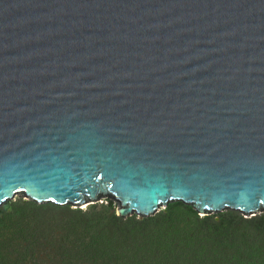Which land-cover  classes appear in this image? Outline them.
I'll use <instances>...</instances> for the list:
<instances>
[{
    "label": "water",
    "instance_id": "obj_1",
    "mask_svg": "<svg viewBox=\"0 0 264 264\" xmlns=\"http://www.w3.org/2000/svg\"><path fill=\"white\" fill-rule=\"evenodd\" d=\"M13 200L263 215L264 0H0Z\"/></svg>",
    "mask_w": 264,
    "mask_h": 264
},
{
    "label": "rangeland",
    "instance_id": "obj_2",
    "mask_svg": "<svg viewBox=\"0 0 264 264\" xmlns=\"http://www.w3.org/2000/svg\"><path fill=\"white\" fill-rule=\"evenodd\" d=\"M106 207H111L109 212L115 213L117 205L111 201L87 205V210L74 212V207L54 210V205H50L36 208L21 200H13L9 203V210L0 216V243L13 231L26 235L30 247H33L31 250L35 252L31 264H123L118 259L122 251L118 234L110 235L104 230L102 224L105 225V221L98 230L91 227L97 221L96 218L104 216ZM161 214L165 216L160 218ZM221 215L223 218L220 223L232 221L239 224L235 225L239 230L238 240L217 243L204 239L198 230L207 227L211 231L216 228L214 224L219 221V217H208L205 221V217L194 216L189 206L170 205L158 213L156 221H147L148 230L156 233L150 234V238L144 230L138 229L141 224L136 226L138 230L134 236L124 234L128 244L137 242L141 248L131 251L143 257L135 259L134 264H187L190 259L193 264H222L224 258L228 264H238V249L242 247L244 250H241L246 251L254 247L249 224L231 218L229 214ZM134 221L139 223L142 220ZM97 237L100 240L94 242ZM62 248L71 252H65L67 256L61 259ZM96 250L103 253L98 254ZM183 256L189 258L184 257L185 261ZM68 257L72 259L68 260ZM87 257L91 260H86Z\"/></svg>",
    "mask_w": 264,
    "mask_h": 264
},
{
    "label": "trees",
    "instance_id": "obj_3",
    "mask_svg": "<svg viewBox=\"0 0 264 264\" xmlns=\"http://www.w3.org/2000/svg\"><path fill=\"white\" fill-rule=\"evenodd\" d=\"M110 208L111 207H106V211L104 212V216L99 218H96V222L91 226L92 228H95V230L100 229V225L102 224L103 221H105V225L102 224V228L106 231L109 232L111 235L118 234L120 238L119 242V248L121 251V255L118 256V259H121L123 264H134V260L138 258H143L139 257L137 254L131 253L133 249H140L138 247L137 242H130L129 244L127 243V240L124 236V234H127L129 236H134V232L136 230H144L146 234H148V237L150 238V234L154 235L156 234L153 231H149L148 227H146L147 221L149 219H142V221L135 222L133 219L129 218L126 220L118 218L115 213H110ZM189 210L195 213L190 207ZM167 215V213H165ZM165 214H161L160 218H163ZM228 214L231 218H237L239 221H243L249 224L248 230L251 231L252 233V239L254 247H251L250 250L242 251V247L238 249V259L237 258V263L238 264H264V214L257 217L253 218H248V219H243L239 214L236 212L228 211ZM205 217V221H207L209 218L207 216ZM95 218V217H94ZM94 218L91 219V222L94 221ZM223 216L219 215V221L214 224L217 226L216 228H213L211 231L207 227L199 229V233L204 239L207 240H213L212 242H217L220 243H227V242H234L238 240V235H239V230L238 228H235V225H239L236 222H221L220 219H222ZM1 220V219H0ZM1 223V221H0ZM141 224V228H136L137 225ZM202 231V233H201ZM115 233V234H114ZM100 240L99 237L96 238L94 242H98ZM123 241V243H122ZM93 242V243H94ZM92 244V242L90 243ZM71 247H74L73 245H70ZM69 246V247H70ZM104 248L103 246H100ZM99 248V247H96ZM33 247H30V244L28 243L26 235L20 233V232H15L13 231L11 235L3 240L0 243V264H31L30 262L33 259V256L35 255V252L32 251ZM91 249V248H90ZM100 249V248H99ZM225 249V248H224ZM68 249L62 248L61 249V259L63 256H67L66 253H70L71 251H67ZM244 250V249H243ZM66 252V253H65ZM98 254H102L103 252L96 250ZM145 252V250H144ZM143 253V252H142ZM244 253L246 255H244ZM144 254V253H143ZM145 256V255H144ZM186 256H183V259ZM192 258H194L191 255ZM145 258V257H144ZM187 259L189 257H186ZM72 258L68 257V260H71ZM86 260H91L90 258H86ZM186 261V259H184ZM227 259H223L222 264H228ZM172 264H178V263H172ZM187 264H193V260L190 259L187 261Z\"/></svg>",
    "mask_w": 264,
    "mask_h": 264
}]
</instances>
